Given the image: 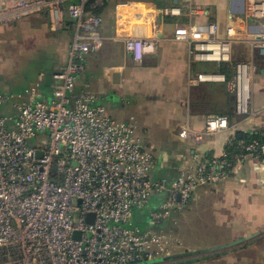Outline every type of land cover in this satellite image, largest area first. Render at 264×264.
Returning <instances> with one entry per match:
<instances>
[{
	"label": "built area",
	"instance_id": "2783aa9c",
	"mask_svg": "<svg viewBox=\"0 0 264 264\" xmlns=\"http://www.w3.org/2000/svg\"><path fill=\"white\" fill-rule=\"evenodd\" d=\"M85 1L67 7L74 33L50 95L46 98L39 82L20 93H0V264H163L180 244L156 225L187 206L196 189L228 179L248 157H264V143L239 142L236 152L195 159L172 181L151 180L153 155L136 136L134 123L108 115L85 78L86 55L104 39L102 19L85 12ZM44 9L50 29H62L60 0H11L0 9V24ZM158 11L180 14L176 6ZM246 15L264 18V0H248ZM217 28L215 22L190 21L176 25L172 37L188 44L195 61L231 62L237 33L227 26L226 37L219 38ZM154 35L139 26L125 38L134 62L154 51ZM249 41L264 58V32ZM254 73L249 61L233 65V111L244 119L253 114ZM219 79L223 75L204 72L190 81ZM220 132H230L229 143L236 133L226 116L210 114L202 132L184 125L178 135L199 142ZM152 193L162 194L158 210L150 213L155 226L140 228L132 223L133 209L144 207Z\"/></svg>",
	"mask_w": 264,
	"mask_h": 264
},
{
	"label": "crops",
	"instance_id": "0c3cea01",
	"mask_svg": "<svg viewBox=\"0 0 264 264\" xmlns=\"http://www.w3.org/2000/svg\"><path fill=\"white\" fill-rule=\"evenodd\" d=\"M10 1L0 0V9ZM81 1L60 0L64 26L57 31L50 29L46 9L0 25V83L16 63L17 55L9 52L8 45H66L61 61L48 72H39L38 79L29 83L39 82L45 95H50L56 81L55 73L67 64L74 33L73 19L68 15L67 7ZM247 2L106 0L97 5L95 1L102 19L100 30L104 39L101 48L86 55L85 78L108 115L118 121L134 123L136 136L153 155L151 177L160 174L159 179H176L180 170L193 165L195 159L220 156L230 136V132L206 134L201 141L194 142L178 135L184 125L202 132L205 117L215 113V108L229 112L234 95L230 90L233 68L227 78L214 70L221 63L193 60L188 44L173 40L176 25L190 21L197 24L215 22L219 38L226 37L227 26L234 28L237 37L231 61L245 60L255 67L251 98L253 114L246 119L231 115L229 129L239 134L264 132V58L249 41L250 35L264 32V18L247 16ZM164 6H176L180 14L163 16L158 8ZM86 13L93 14L91 11ZM139 26H147L151 34L155 33V48L153 52L145 53L141 61L134 62L126 50L125 38L133 35ZM204 72L223 75L224 80L190 81L197 73ZM199 201L203 204L194 212L199 216L196 220L202 231L210 236L202 238V247L183 240L184 249L177 253L240 241L225 249L197 255L198 260L195 257L184 264H264V159L248 157L228 179L196 189L189 204ZM178 212L173 211L158 228L180 240L184 235L178 233L176 226L170 228L172 223H177ZM198 223L195 221L191 225V232L197 230Z\"/></svg>",
	"mask_w": 264,
	"mask_h": 264
},
{
	"label": "rangeland",
	"instance_id": "374dc122",
	"mask_svg": "<svg viewBox=\"0 0 264 264\" xmlns=\"http://www.w3.org/2000/svg\"><path fill=\"white\" fill-rule=\"evenodd\" d=\"M9 22L2 24L4 25ZM65 47L66 45H8L9 52L12 55H17V58L15 61L16 63L14 64L15 67L8 71L9 73L6 76H3L1 79L3 83H0V93H5L8 91L7 94H9L10 92H18L23 90V88L29 83L33 82V80L35 81L38 79L39 72H48L51 66L61 61ZM47 97L48 96H46V98ZM39 140L42 143L47 142L46 136H42ZM159 177H161L160 174L159 176H150V179L155 181L158 180ZM161 200L162 194L152 193L148 199V203L144 207L133 209L131 217L132 223L140 228L154 227V220L151 218L150 213L158 210ZM202 204L203 203L201 201H199L198 203L196 202L195 204L188 203L187 206L181 208V210L178 212L180 216L177 219V223H172V226H170V228H174L176 226L178 229V233L181 232V234L184 235L182 239H178L180 245L179 247L175 248L176 251H181L182 249H184L183 240H189L195 245H200L202 247V238L204 236H210L208 232L207 234H205L202 231L200 223H198V220H196L199 216L194 213L198 211L197 208L202 207ZM199 211L201 212L200 209ZM195 221L199 225L196 224L197 230L191 232V225H194ZM162 224L163 222L160 225ZM160 225H156V227L158 228ZM189 232L191 233L186 236V234H188Z\"/></svg>",
	"mask_w": 264,
	"mask_h": 264
},
{
	"label": "trees",
	"instance_id": "16d2710c",
	"mask_svg": "<svg viewBox=\"0 0 264 264\" xmlns=\"http://www.w3.org/2000/svg\"><path fill=\"white\" fill-rule=\"evenodd\" d=\"M95 1L96 0H87V1H85V8H84L85 12H90L91 11L94 14H98L97 13L98 12V6L94 4ZM103 2H106V0H103ZM235 62L236 61H231L229 63L218 64V66H216L214 68V70L219 72V73H223L224 75H226L227 78H230L231 73H232L231 69L233 68V65H234ZM233 107H234V103H233ZM233 107L229 110V112H226V113L220 112V110H221L220 108H215V113H213V114L224 115L229 120L231 115H234ZM252 140H258L260 143H264V132L263 133L262 132H252V133H241V134H239L237 132V133H235V136H234L233 140L230 143L228 142L226 144L225 150L228 153L236 152L237 149H238L237 144L239 142L246 143V142H249V141H252ZM207 158L210 159L212 157L209 156ZM259 159H264V157H259ZM196 258L198 260V257H196Z\"/></svg>",
	"mask_w": 264,
	"mask_h": 264
},
{
	"label": "water",
	"instance_id": "95a60500",
	"mask_svg": "<svg viewBox=\"0 0 264 264\" xmlns=\"http://www.w3.org/2000/svg\"><path fill=\"white\" fill-rule=\"evenodd\" d=\"M239 241L240 240L232 241V242H229L227 244H223V245H219V246H212V247L206 248V249H200V250H194V251H183L180 253H175L173 255H169V256L165 257L161 262H163V264L174 263V262H179L180 264H184V262L186 260H187V262H192L193 259L197 255H202L204 253L225 249V248L231 247L232 245L237 244Z\"/></svg>",
	"mask_w": 264,
	"mask_h": 264
}]
</instances>
